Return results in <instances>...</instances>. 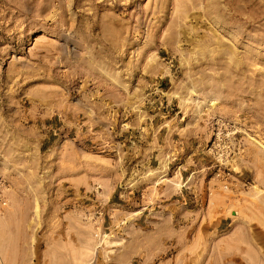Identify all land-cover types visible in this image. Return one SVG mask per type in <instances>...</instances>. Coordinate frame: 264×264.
<instances>
[{"label": "rangeland", "instance_id": "1", "mask_svg": "<svg viewBox=\"0 0 264 264\" xmlns=\"http://www.w3.org/2000/svg\"><path fill=\"white\" fill-rule=\"evenodd\" d=\"M0 264H264V0H0Z\"/></svg>", "mask_w": 264, "mask_h": 264}, {"label": "crops", "instance_id": "2", "mask_svg": "<svg viewBox=\"0 0 264 264\" xmlns=\"http://www.w3.org/2000/svg\"><path fill=\"white\" fill-rule=\"evenodd\" d=\"M165 171H166V170L163 168V169H162V172H165ZM183 186H184V185H183ZM183 186H182V187H183Z\"/></svg>", "mask_w": 264, "mask_h": 264}, {"label": "built area", "instance_id": "3", "mask_svg": "<svg viewBox=\"0 0 264 264\" xmlns=\"http://www.w3.org/2000/svg\"><path fill=\"white\" fill-rule=\"evenodd\" d=\"M226 187H228V186H226Z\"/></svg>", "mask_w": 264, "mask_h": 264}]
</instances>
